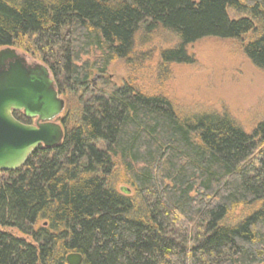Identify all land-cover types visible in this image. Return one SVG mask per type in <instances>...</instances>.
Returning <instances> with one entry per match:
<instances>
[{
    "label": "trees",
    "instance_id": "trees-1",
    "mask_svg": "<svg viewBox=\"0 0 264 264\" xmlns=\"http://www.w3.org/2000/svg\"><path fill=\"white\" fill-rule=\"evenodd\" d=\"M142 27L178 38L161 53L177 64L191 62L189 44L260 27L244 54L264 70V0H0V50L29 42L59 95L86 94L93 73L130 55ZM80 107L58 147L0 172V264H67L70 254L81 264H264V120L251 135L226 116L183 120L167 99L128 85ZM117 166L135 197L108 186Z\"/></svg>",
    "mask_w": 264,
    "mask_h": 264
},
{
    "label": "rangeland",
    "instance_id": "rangeland-1",
    "mask_svg": "<svg viewBox=\"0 0 264 264\" xmlns=\"http://www.w3.org/2000/svg\"><path fill=\"white\" fill-rule=\"evenodd\" d=\"M228 15L239 19L248 14L229 9ZM260 34V27H257L238 40L201 39L185 47L191 62L177 64L163 63L161 53L176 48L178 38L162 28L147 33L142 27L135 35L130 55L113 62L104 75L93 73L86 94L79 91L60 95L65 108L56 123L64 132L72 131L78 125L80 100L85 101L87 96L98 91H111L128 85L146 96L167 99L183 120L204 115L226 116L246 135H251L264 120V70L251 63L244 54V48ZM11 49L23 55L28 65H43L29 42L24 41L20 47ZM93 58L90 55L82 61H92ZM34 124L35 120H32L27 125ZM128 181L120 166L107 179L110 188L132 198L135 192ZM260 207L261 203L237 209L224 224L233 226ZM40 225L45 226L43 223ZM6 232L22 238L16 230L7 229ZM24 239L30 242L29 238Z\"/></svg>",
    "mask_w": 264,
    "mask_h": 264
},
{
    "label": "water",
    "instance_id": "water-1",
    "mask_svg": "<svg viewBox=\"0 0 264 264\" xmlns=\"http://www.w3.org/2000/svg\"><path fill=\"white\" fill-rule=\"evenodd\" d=\"M64 108L46 66L28 65L14 49L0 50V172L21 168L39 147H58L64 130L56 120ZM13 112L35 120V124L20 123ZM66 261L81 264L82 256L70 254Z\"/></svg>",
    "mask_w": 264,
    "mask_h": 264
},
{
    "label": "flooded vegetation",
    "instance_id": "flooded-vegetation-1",
    "mask_svg": "<svg viewBox=\"0 0 264 264\" xmlns=\"http://www.w3.org/2000/svg\"><path fill=\"white\" fill-rule=\"evenodd\" d=\"M32 121V120H31Z\"/></svg>",
    "mask_w": 264,
    "mask_h": 264
}]
</instances>
